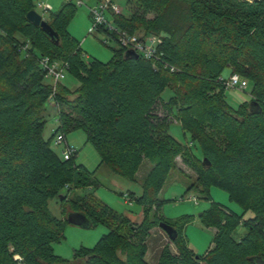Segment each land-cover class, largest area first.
<instances>
[{
  "label": "trees",
  "instance_id": "16d2710c",
  "mask_svg": "<svg viewBox=\"0 0 264 264\" xmlns=\"http://www.w3.org/2000/svg\"><path fill=\"white\" fill-rule=\"evenodd\" d=\"M126 2L136 10L108 13V20L131 35L159 36V60L127 55L118 43L107 63L86 62L68 30L76 12L72 0L45 20L57 32L55 39L27 19L32 0H0V264H150L151 231L167 223L158 214L166 202L159 194L178 157L197 174L187 193L195 190L209 200L210 188L219 187L242 213L211 203L201 218L215 233L203 255L188 246L189 217L170 224L178 232L171 240L177 251L165 245L157 264H264V0ZM100 31L116 41L115 34ZM25 45L27 56L20 51ZM44 56L67 62L79 87L54 85L40 65ZM227 69L248 80L252 90L237 109L226 101ZM167 89L172 94L165 101ZM52 105L59 126L45 140ZM171 119L190 142L170 134ZM78 129L100 155L97 170L106 166L135 181L143 162L151 164L135 199L144 206L141 222L88 192L98 180L75 162L77 151L65 160L51 147L58 133ZM196 145L200 158L192 153ZM53 199L61 202L62 217L49 210ZM70 213L86 215L90 228L98 222L109 228L93 249L77 250L73 262L53 249L64 238Z\"/></svg>",
  "mask_w": 264,
  "mask_h": 264
},
{
  "label": "rangeland",
  "instance_id": "374dc122",
  "mask_svg": "<svg viewBox=\"0 0 264 264\" xmlns=\"http://www.w3.org/2000/svg\"><path fill=\"white\" fill-rule=\"evenodd\" d=\"M34 10L38 12L44 20H48L51 12L57 11L67 0H32ZM83 5H78L77 0H73L76 5L75 16L69 24L68 30L71 35L81 43L83 57L86 62L95 59L107 63L112 58V47H118L115 40L109 39L106 33L93 30V24L90 17L89 9L97 4L98 0H82ZM117 5L123 8V14L128 15L136 10V5L126 0H113ZM48 5L49 10H43L40 5ZM107 40V43L104 41ZM223 76L227 79L230 77L229 69L225 70ZM51 82V81H49ZM61 85L74 91L80 83L78 78L67 72ZM251 87L242 91L239 89H227L225 92L227 103L237 109L241 103L250 100ZM170 90H165L162 99L167 101L171 96ZM159 112L163 111L159 108ZM46 125L43 130V137L48 140L59 126L57 119L56 105H52L46 112ZM172 120V119H171ZM170 124L169 132L179 142L187 144L191 141L188 134L184 135V131L180 124L175 120ZM67 142L70 147L77 151L75 162L82 164L86 169L94 173L98 180V185L93 190H88L100 201L108 205L113 211L120 215L129 217L134 221L141 222L143 219L144 206L137 203L136 197L142 194V180L151 169V164L145 160L137 173L136 180L132 181L113 173L108 167L102 166L97 170L101 158L97 149L87 142V135L84 130L78 129L66 135ZM54 141V139H53ZM51 141V147L62 157L63 147L55 146ZM192 153L197 157H202L199 145L192 148ZM177 167L170 171L168 178L162 187L159 198L166 201L158 211L160 217L168 224L180 223L182 219L189 217L190 222L184 227V235L186 236L188 246L198 255H203L211 246L215 229L208 227L201 218V214L208 210L212 202L220 203L229 207L231 210L242 213V208L235 202H232L226 191L219 187L210 188V198L204 199L199 197L195 190L187 193L188 188L195 182L197 178L196 172L187 166L182 158L176 159ZM97 170V171H96ZM96 172V173H95ZM87 191V190H86ZM86 191L77 190L75 193L81 194ZM131 195V196H130ZM128 196L130 201H126ZM197 197V202L190 201L189 198ZM133 197V198H132ZM62 204L58 199L49 202L48 208L57 217H62ZM156 208L153 207L150 215H154ZM252 214L247 213L246 217ZM109 232L108 226L103 223H95L91 228H82L66 224L64 227V238L60 242L53 243L54 253L61 259L73 262L75 252L81 248L93 249L101 237ZM168 245L172 252L177 249L168 235L159 227L151 231L148 239V250L146 259L150 264H157L162 248ZM205 264V263H201Z\"/></svg>",
  "mask_w": 264,
  "mask_h": 264
},
{
  "label": "built area",
  "instance_id": "2783aa9c",
  "mask_svg": "<svg viewBox=\"0 0 264 264\" xmlns=\"http://www.w3.org/2000/svg\"><path fill=\"white\" fill-rule=\"evenodd\" d=\"M73 1V0H72ZM78 5H83L82 0H77ZM43 10H49L48 5H40ZM91 15V21L93 24V30L100 31L101 27L111 34L116 35V42L126 50H131L142 56L147 60H159L160 55L158 54V46L162 40L159 36L154 35H143V34H129L116 27L107 18L108 13L116 15L123 14V8L117 5L113 0H99V2L89 9ZM112 40V37H109ZM107 43V40L104 41ZM28 45L21 47L20 51L27 53ZM40 65L47 73V77L53 80V84L65 79L68 72L69 65L67 62L52 61L49 57H42L40 59ZM173 69V68H172ZM223 83L227 89H239L246 90L249 87L248 80L242 78L237 74L231 75L228 79H223ZM50 99V104H51ZM53 103V102H52ZM54 145L63 147L62 157L65 160H69L76 152L75 149L69 146L66 136L62 133H58L54 138ZM126 201H130L128 196H125ZM189 200L197 202V197L192 196Z\"/></svg>",
  "mask_w": 264,
  "mask_h": 264
},
{
  "label": "water",
  "instance_id": "95a60500",
  "mask_svg": "<svg viewBox=\"0 0 264 264\" xmlns=\"http://www.w3.org/2000/svg\"><path fill=\"white\" fill-rule=\"evenodd\" d=\"M27 19L29 20V22H31L35 26L40 27L52 39L58 38L57 32H55L53 28L35 10H32L27 14ZM127 55L139 57L138 54H136L135 52L131 50L127 51ZM205 161L206 160L204 159V162ZM67 220L70 225L82 227V228H90L89 218L82 213H70L67 215ZM159 228L163 230L168 235L170 240L172 241H174L178 236L177 230L168 223L161 222L159 224Z\"/></svg>",
  "mask_w": 264,
  "mask_h": 264
},
{
  "label": "crops",
  "instance_id": "0c3cea01",
  "mask_svg": "<svg viewBox=\"0 0 264 264\" xmlns=\"http://www.w3.org/2000/svg\"><path fill=\"white\" fill-rule=\"evenodd\" d=\"M126 217H127V216H126ZM128 218H129V217H128ZM129 219H130V218H129ZM131 221L136 222V223L138 222V221H134V220H132V219H131Z\"/></svg>",
  "mask_w": 264,
  "mask_h": 264
}]
</instances>
